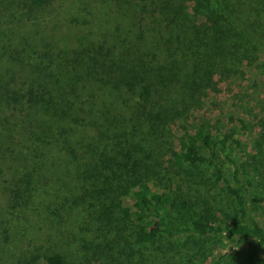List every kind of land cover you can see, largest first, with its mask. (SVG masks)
Listing matches in <instances>:
<instances>
[{
    "label": "trees",
    "instance_id": "trees-1",
    "mask_svg": "<svg viewBox=\"0 0 264 264\" xmlns=\"http://www.w3.org/2000/svg\"><path fill=\"white\" fill-rule=\"evenodd\" d=\"M207 261L264 264V0H0V264Z\"/></svg>",
    "mask_w": 264,
    "mask_h": 264
},
{
    "label": "rangeland",
    "instance_id": "rangeland-1",
    "mask_svg": "<svg viewBox=\"0 0 264 264\" xmlns=\"http://www.w3.org/2000/svg\"><path fill=\"white\" fill-rule=\"evenodd\" d=\"M67 80H69V79H67ZM125 87H126V85H124L123 89H121V91L118 92V89H116L110 85H105L103 82L99 81L97 83L96 97H95L94 101L89 99L86 93H81L82 95H81L80 99L85 101L84 103H86V106H85L86 108H87V105H90V104L93 105L92 107L95 109V111L99 115V117L100 116L103 117V119L100 118L101 119L100 122L106 123L111 128H113V127L119 128L121 126L120 125L121 123L129 125V124H127L129 122L123 121V119H124V116L130 115L131 110L129 109V107H127V105L124 102H126L127 104H131L133 102V100H135V101H138V103L142 104V100H140V98L137 97V93L139 91V89H138L139 86H136V92H133L131 90H127V88H125ZM244 88H245V86L242 89H239L238 86L234 84L233 85V90H234L233 92L238 91L239 92L238 94L232 95V91L230 93H227V91H225V87H223V89H220L218 94H219V96L224 97L228 103L233 102V104L234 103L240 104V99H242L244 96L243 94H241L243 92ZM245 92H246V94L252 92L254 94L253 98H255V96H257V94H262L261 90L259 88H251L250 86H247V89ZM226 96H228L229 98L227 99ZM230 98L232 99V101L230 100ZM233 104L229 108H231L233 106ZM253 106H254V103H252V99H250L248 102L245 101V103L243 105V108H245V109L241 114L246 115V112H248L249 110H252ZM224 109H226V110L223 111L222 118L226 117V112L228 110L227 107H224ZM203 110L204 109H200L199 111H196V113H194V115L192 116V119H195L197 117L198 113L203 115ZM254 111H255V108H254ZM239 112H240V107H238L236 111L234 110L233 114L236 116ZM107 117H109V119H112L114 117L117 121L110 123V122H108ZM62 124H63V121H59V123H57V125H62ZM62 126H64V124ZM73 128L74 129L70 132V136L73 140H75V141L77 140L78 142H80V143L75 144L78 152H81V150L83 149V143H84V145L96 144L95 140L92 138V137H94V131L93 132L92 131L87 132L90 127H88V130H85L83 128V126H81V128H80L74 124ZM141 133L142 132H140V134ZM66 137L67 136L62 135L61 140L65 139ZM51 153H55V155L61 154L60 152L57 151L55 145H52ZM63 161H65V160L63 159ZM209 184H211V183L208 182L206 185H209ZM213 190H215L217 192L218 190H220V188H216ZM124 203L126 205H131L132 199L130 197L126 196V198L124 199ZM206 264H210V262L207 261Z\"/></svg>",
    "mask_w": 264,
    "mask_h": 264
}]
</instances>
